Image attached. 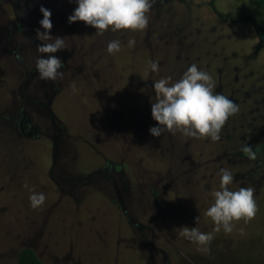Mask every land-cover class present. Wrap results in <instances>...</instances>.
Listing matches in <instances>:
<instances>
[{
  "label": "rangeland",
  "instance_id": "obj_1",
  "mask_svg": "<svg viewBox=\"0 0 264 264\" xmlns=\"http://www.w3.org/2000/svg\"><path fill=\"white\" fill-rule=\"evenodd\" d=\"M41 5L51 10L50 33L68 44L54 54L64 62L55 81L35 68L48 55L37 51ZM75 7L0 0V264H15L23 247L43 264H146L150 253L151 264H264V9L248 0H153L144 30L97 34L67 22ZM113 39L121 49L109 54ZM192 63L238 111L216 141L151 136L152 81L177 79ZM244 143L257 149L254 160ZM222 167L233 173L230 188L254 189L257 212L231 233L215 232L201 252L180 226L212 231L204 213ZM25 183L45 194L41 206L30 207Z\"/></svg>",
  "mask_w": 264,
  "mask_h": 264
},
{
  "label": "clouds",
  "instance_id": "obj_2",
  "mask_svg": "<svg viewBox=\"0 0 264 264\" xmlns=\"http://www.w3.org/2000/svg\"><path fill=\"white\" fill-rule=\"evenodd\" d=\"M76 7L67 16V22L82 21L85 25L95 28L97 34L104 31L115 32L117 30H144L149 23L148 12L153 0H74ZM42 18L39 25L43 29H36V37L42 41L37 45V51L41 54L35 60V68L42 80L55 81L63 76L64 62L56 55L58 50L68 48L64 37L53 36L51 10L41 5L39 7ZM135 44L134 38L127 40L129 47ZM121 41L109 40L106 51L109 54L119 52ZM149 68L153 73L159 71L157 60L149 62ZM155 99L151 100V118L157 123L150 126L148 132L153 137H159L163 132L176 133L180 131L187 137H208L212 141L220 138V131L226 120L238 111V105L229 97L214 91L215 83L212 75L198 68L196 63L188 65L179 78L161 76L152 81ZM75 91V85L72 86ZM241 153L249 160L257 156V149L251 144L244 143L240 148ZM219 188L212 195L214 202L205 210L204 215L213 222L212 231H201L195 226L182 225L181 235L194 242L197 250L207 252L214 238V233L223 231L231 233L235 221L243 218L247 223L257 212V204L254 198V189L251 186H241L235 190L229 187L234 176L227 168H220ZM24 187L29 191V204L32 208L41 206L46 197L43 192L33 191L25 183ZM197 222L199 216L194 217ZM241 235L244 229L239 228Z\"/></svg>",
  "mask_w": 264,
  "mask_h": 264
},
{
  "label": "trees",
  "instance_id": "obj_3",
  "mask_svg": "<svg viewBox=\"0 0 264 264\" xmlns=\"http://www.w3.org/2000/svg\"><path fill=\"white\" fill-rule=\"evenodd\" d=\"M251 4L264 9V0H248ZM15 264H43L41 259L30 247H23L18 252Z\"/></svg>",
  "mask_w": 264,
  "mask_h": 264
},
{
  "label": "flooded vegetation",
  "instance_id": "obj_4",
  "mask_svg": "<svg viewBox=\"0 0 264 264\" xmlns=\"http://www.w3.org/2000/svg\"><path fill=\"white\" fill-rule=\"evenodd\" d=\"M23 114L24 113H22V116H23ZM51 121H52V119H51ZM21 123V122H20ZM53 123V122H52ZM146 242V241H145ZM146 244H147V246H148V243L146 242ZM153 254H151L150 253V255H149V257H148V259H146V264H151L152 263V261L150 260V257L152 256ZM166 259H167V257H166ZM166 264H167V262H166Z\"/></svg>",
  "mask_w": 264,
  "mask_h": 264
}]
</instances>
